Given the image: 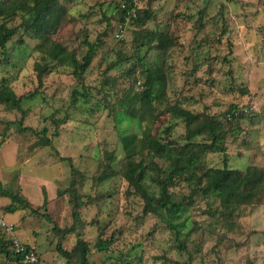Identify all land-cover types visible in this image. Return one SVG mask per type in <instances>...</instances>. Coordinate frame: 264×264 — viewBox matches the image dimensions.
Returning a JSON list of instances; mask_svg holds the SVG:
<instances>
[{
	"label": "rangeland",
	"instance_id": "obj_1",
	"mask_svg": "<svg viewBox=\"0 0 264 264\" xmlns=\"http://www.w3.org/2000/svg\"><path fill=\"white\" fill-rule=\"evenodd\" d=\"M66 2L69 15L54 40L79 58L87 51L86 35L98 44L82 81H77L72 67L55 63L39 87L35 65L45 60L22 29L6 50L0 49V84L5 79L18 95L38 90L35 97L25 99V115L0 103V184L54 220L49 222L30 206L9 212L11 198L0 195V215L15 225L14 236L36 248L40 264H81L77 255L68 260L56 251L59 241L73 249L78 234L89 242L91 264H264V0H141L140 6L151 3L156 16L144 28L166 31L171 13L181 26L182 43L167 61L174 78L169 93L191 97L194 111L219 117L232 103L250 109L244 119L228 127L226 153L205 156L211 166L222 167L228 158L231 167L242 170V181L250 184L247 196L238 194L227 206L217 198L195 196L178 219L164 210L144 214L141 197L133 190L128 193L124 177L129 153L120 137L131 134L143 156L146 144L139 121L117 103L122 98L135 103L134 95L142 90L135 82L137 72L130 73L135 56L152 64L157 52L151 45L136 47L135 36L144 31L133 23L120 29L110 7L114 0ZM199 10L204 27L197 33ZM7 23L19 27L22 17ZM125 56L129 60H122ZM76 88L106 97L109 105L80 94L73 103ZM8 121L15 124L7 127ZM20 121L25 130L20 129ZM185 132L181 120L169 117H161L153 126V133L179 143ZM48 138L50 143L45 144ZM140 154L134 158L140 160ZM104 171L114 174L98 183ZM147 182L149 191L157 195V185ZM70 186L82 200L80 223L62 239L54 227L74 223ZM170 190L181 197L190 188L176 182ZM100 226L103 238L115 239L108 251L95 248ZM182 240L185 250L178 248ZM4 262L0 253V264Z\"/></svg>",
	"mask_w": 264,
	"mask_h": 264
},
{
	"label": "trees",
	"instance_id": "obj_2",
	"mask_svg": "<svg viewBox=\"0 0 264 264\" xmlns=\"http://www.w3.org/2000/svg\"><path fill=\"white\" fill-rule=\"evenodd\" d=\"M150 4L148 3L149 6H140L139 4L136 16L129 14L132 0H118L117 2L114 0L110 5L120 23V29L133 23L144 31V34H140L138 38L136 34V47L149 48L151 45L150 47L157 52L152 64L144 62L141 56H135L136 60L130 73L137 72L139 76H146L144 81L139 80L137 75L135 76V82L137 81L142 90L134 95L135 103H127L124 98L117 103L119 106L123 105L125 112L139 121L146 144V152L143 156L144 151H136L135 140L131 134H124L120 137L124 148L129 153L124 177L129 183L128 193L131 194V190H133L132 192L141 197L144 214L164 210L169 217L178 219L177 216L186 212L194 203L195 196H200L208 201L217 198L222 206H227V203L238 194L247 196L246 189L250 184L247 180L242 181L245 177L242 170L231 167L228 158H225L222 167L211 166L206 162L205 156L215 152L226 153L225 140L228 127L244 119L250 109L239 103H232L219 117L206 112L194 111L191 97L183 96L174 90H172V94L169 93L174 78L172 79V69L167 61L170 60V54L174 49L182 43L181 26L174 23L175 13L174 15L171 13L169 28L166 31L144 28L147 23L156 20ZM69 11L70 8L66 0H0V19L3 20L0 22V49L6 50L7 44L13 40L19 30L22 29L24 33L28 34V37L36 42L35 49L43 54L42 58L45 60L44 64L37 63L35 65L39 87L43 85L45 74L53 71L55 63L72 67L73 75L80 82L93 62L98 44L92 42L87 35L83 40L87 51L82 58H79L77 52L69 50L64 44L54 40V35L62 28ZM202 13L203 10H199L198 20L202 19ZM19 15L22 17L20 26L10 27L7 19ZM203 27L204 23L201 20L197 33ZM224 31L223 29L222 34ZM19 40L23 43V38ZM160 57H162L161 62ZM122 60H129V56L123 57ZM112 65L115 67L116 64ZM3 81L0 84V103L5 104L9 110L17 109L25 115V99L35 97L38 90L18 95L5 79ZM78 94L84 99L95 98L100 102L105 101V105H109V99L106 97H97V94H91L86 89L81 90L80 88L73 91V103L78 100ZM161 117H169L174 121L181 120L183 122L186 128L183 142L166 140V137L153 133L154 123ZM7 124V127H11L15 122L8 121ZM19 126L21 130L26 129L22 126V121ZM172 128L170 126L166 131L169 132ZM2 143L3 140L0 142V146ZM44 143L49 144V138ZM139 153L143 157L136 160L134 156ZM113 174V171H104L96 181L99 183V180L109 179ZM148 179L150 184L157 185L159 190L157 195L149 191ZM176 182L186 183L190 191L181 197L176 195L170 190ZM238 185H241L243 190L236 188ZM68 191L70 202L74 206L72 212L74 223L66 228L54 227V231L62 233V239L66 234L75 231L78 221L80 223L78 209L82 204L81 197L79 199L74 186H70ZM0 195L12 200L7 206V211L15 212L19 208L30 206L34 213L54 223L47 211L41 212L40 208H34L21 194L13 193L1 184ZM94 223L95 221H92V224ZM103 236L104 228L100 226L95 243V248L100 252L110 250L115 242L113 236L109 239H105ZM58 243L56 251L63 257L70 260L77 255L81 264H91L89 242L79 234L77 244L73 249L64 248L61 241ZM24 244L27 248L32 247L27 243ZM178 248L185 250V242H180ZM0 253L5 257L4 264H15L23 258L22 254L16 253L13 249L12 236L3 229H0Z\"/></svg>",
	"mask_w": 264,
	"mask_h": 264
},
{
	"label": "built area",
	"instance_id": "obj_3",
	"mask_svg": "<svg viewBox=\"0 0 264 264\" xmlns=\"http://www.w3.org/2000/svg\"><path fill=\"white\" fill-rule=\"evenodd\" d=\"M141 0H132V7L129 10V14L136 16L137 9L139 7ZM120 36V34H118ZM0 229L5 230L8 234L12 236L13 249L16 253L22 254L23 258L15 264H39L40 258L36 248H27L24 242H21L17 237L14 236L16 230L15 225L6 221L0 215Z\"/></svg>",
	"mask_w": 264,
	"mask_h": 264
}]
</instances>
